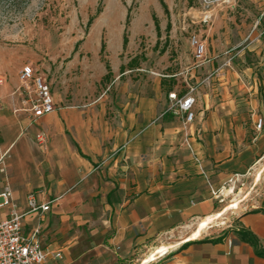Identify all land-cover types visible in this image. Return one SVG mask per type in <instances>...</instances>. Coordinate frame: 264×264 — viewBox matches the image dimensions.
I'll list each match as a JSON object with an SVG mask.
<instances>
[{
	"label": "crops",
	"instance_id": "obj_1",
	"mask_svg": "<svg viewBox=\"0 0 264 264\" xmlns=\"http://www.w3.org/2000/svg\"><path fill=\"white\" fill-rule=\"evenodd\" d=\"M216 75L197 79L187 130L168 110L169 93L194 87L178 92L160 77L110 120L78 105L33 117L19 84L0 86V191L9 183L23 211L31 192L54 200L23 219L27 233L40 226L45 264H264L237 232L252 231L264 248V200L239 185L250 174L254 190L264 184V126L256 128L264 100H252L247 121L220 98ZM41 131L47 147L38 152Z\"/></svg>",
	"mask_w": 264,
	"mask_h": 264
},
{
	"label": "rangeland",
	"instance_id": "obj_2",
	"mask_svg": "<svg viewBox=\"0 0 264 264\" xmlns=\"http://www.w3.org/2000/svg\"><path fill=\"white\" fill-rule=\"evenodd\" d=\"M163 1L0 0V86H20L19 72L30 65L50 83L57 106L104 109L110 120L137 91H150L156 78L174 81L178 92L194 87L198 103L197 79L220 73V98L248 121L252 100H264V0ZM192 34L205 42L207 61L196 60ZM135 56L139 65L131 68ZM107 63L113 73L104 80ZM257 111L264 119V107ZM37 134L34 148L42 152ZM254 178L241 177L239 185L264 200V184L254 190Z\"/></svg>",
	"mask_w": 264,
	"mask_h": 264
},
{
	"label": "built area",
	"instance_id": "obj_3",
	"mask_svg": "<svg viewBox=\"0 0 264 264\" xmlns=\"http://www.w3.org/2000/svg\"><path fill=\"white\" fill-rule=\"evenodd\" d=\"M205 1L208 3H226L229 0ZM190 43L194 48L196 60L198 62L205 61L207 53L205 42L197 34H192ZM19 79V90L24 93V102L28 105L27 110L32 113L33 117H40L57 109L51 85L44 75L37 73L32 66L25 65L19 72ZM194 91L195 88H191L182 95L176 92L169 93L171 103L168 110L183 115V126L186 130L193 123L196 116L194 107L197 98ZM263 126L264 119L259 117L256 121V128L261 130ZM189 135L186 133V141ZM37 141L40 146L47 147L45 133H38ZM188 145L191 148V145ZM4 170V168L1 169V171ZM53 201L41 202L37 197V193L35 191L31 192L28 195V209L23 211L14 200L11 185L9 183L5 185L0 191V209L7 207L9 210L5 217H0V264H45L51 253L41 244L40 226H36L31 232L27 233L24 230L23 219L30 212L48 211ZM56 256H60V252H57Z\"/></svg>",
	"mask_w": 264,
	"mask_h": 264
},
{
	"label": "trees",
	"instance_id": "obj_4",
	"mask_svg": "<svg viewBox=\"0 0 264 264\" xmlns=\"http://www.w3.org/2000/svg\"><path fill=\"white\" fill-rule=\"evenodd\" d=\"M161 1L165 5V2L163 0H161ZM92 20L93 19L91 18L90 22H92ZM130 20H131V16L128 15L127 20H126V24L127 25H129ZM154 21H155V25H156V29L158 31V34H160V32H161L160 23H159V20H158L157 16H155V15H154ZM168 27H170V25H168ZM128 42H129V38H128V35H127V30H126L125 33H124V36H123V46H124V48L127 47ZM104 49H105V42L103 41L102 42V48H101L102 53H103ZM127 65L130 66L131 68L137 67L139 65V59L137 58V56L133 57L128 62ZM106 67H107L108 71L104 75V78H103L104 80L109 79L112 76V73H113L109 63L106 64ZM125 68H126V65H122L121 66V69L123 71L125 70ZM262 210L264 211V208ZM237 232H238V235H239L241 240L250 243L255 248L256 252L259 255L264 256V248L261 246L258 237L252 231H250L248 229L240 228Z\"/></svg>",
	"mask_w": 264,
	"mask_h": 264
},
{
	"label": "bare ground",
	"instance_id": "obj_5",
	"mask_svg": "<svg viewBox=\"0 0 264 264\" xmlns=\"http://www.w3.org/2000/svg\"><path fill=\"white\" fill-rule=\"evenodd\" d=\"M222 214V213H221ZM212 217V216H211ZM216 217V215L215 216H213L212 217V219L213 218H215ZM213 222V221H212ZM203 224V223H202ZM206 226V225H205ZM200 235V233L199 232H194L191 236H190V238L192 237V238H197L198 236Z\"/></svg>",
	"mask_w": 264,
	"mask_h": 264
}]
</instances>
